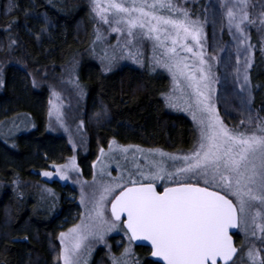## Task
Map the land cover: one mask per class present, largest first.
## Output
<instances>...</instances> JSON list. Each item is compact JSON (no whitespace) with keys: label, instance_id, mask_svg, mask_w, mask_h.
Wrapping results in <instances>:
<instances>
[{"label":"trees","instance_id":"trees-1","mask_svg":"<svg viewBox=\"0 0 264 264\" xmlns=\"http://www.w3.org/2000/svg\"><path fill=\"white\" fill-rule=\"evenodd\" d=\"M89 1L0 0V53L14 45L13 54L25 66L10 63L4 70L0 126L21 113L33 121L29 131L15 136L14 144L0 137V264H56L57 237L80 213L71 184L42 179V171L61 163L73 150L64 135L49 129V92L46 85L34 82L38 71H57L77 58L89 146L77 161L87 168L83 169L87 176L97 146L110 140L172 151L189 150L197 140L192 121L166 107L163 95L169 78L165 72L129 64L104 72L88 52L95 23ZM205 1L198 0L193 12H199ZM251 1L252 15L259 21L264 0ZM210 19L217 33V18ZM258 27L249 34L253 50L248 76L255 108L264 105V53L259 39L264 26ZM222 37L227 38L226 30ZM235 238L239 247L238 232ZM262 248L264 259V242ZM134 253L138 264H160L148 247L134 245ZM239 254L230 264H251ZM99 261L109 264L101 247L90 264Z\"/></svg>","mask_w":264,"mask_h":264},{"label":"snow or ice","instance_id":"snow-or-ice-1","mask_svg":"<svg viewBox=\"0 0 264 264\" xmlns=\"http://www.w3.org/2000/svg\"><path fill=\"white\" fill-rule=\"evenodd\" d=\"M93 5V11L104 23L126 26L130 38L144 36L161 47L165 40H171L172 46L166 48L165 53L169 60L166 66L173 72L174 80L177 76L186 80L196 98L197 111L202 114L200 136L191 154L168 157L174 162L183 161L174 172L167 171L163 162L152 161L147 173L139 171L147 182L137 181L130 175L128 179L117 177L103 184L99 199L90 211V222L60 234L63 245L60 261L78 264L77 257L84 241L89 237L103 240L105 232L116 229L119 222L126 229L129 242L147 241L151 245V256L159 258L163 264H220V261L229 264L237 252L229 229L241 228L247 233L251 228L252 236L256 237L259 231V239L264 242V119L256 118L251 134L231 131L220 121L211 103V66L205 67L202 52L195 53L184 43L190 38L201 47L202 35L201 26L188 19L186 9L175 6L172 0H152L151 3L149 0H132L130 6L119 0H93ZM248 8L249 0H236L227 10L229 28L235 27L242 36L245 22L256 23ZM161 9L181 12L184 19L158 15ZM110 12L113 21L109 20ZM258 19L264 26V12ZM177 45L186 52H193L199 59V66L187 64L186 58L177 52ZM250 66L249 57L243 72L244 86L249 83L247 70ZM237 74L239 79V68ZM193 118L196 119L195 113ZM249 122H253L251 116ZM100 151L101 157L106 155L103 149ZM120 151L127 153L128 149ZM136 151L142 152L139 148ZM158 155L166 154L160 152ZM123 158L127 159V156ZM53 167L60 179H67L68 171L76 168L75 157L67 164ZM137 168L139 170V166ZM42 175L51 177L52 173L45 171ZM192 177L197 178L195 183L189 182ZM165 178L173 186H165L160 193L156 182H163ZM109 195L115 196L111 200V220L105 218L103 210V202ZM257 205L259 209L252 214ZM132 255L131 248L125 247L119 257L113 258V264H136L131 260ZM247 255L251 264H264V259L254 248H250Z\"/></svg>","mask_w":264,"mask_h":264},{"label":"rangeland","instance_id":"rangeland-1","mask_svg":"<svg viewBox=\"0 0 264 264\" xmlns=\"http://www.w3.org/2000/svg\"><path fill=\"white\" fill-rule=\"evenodd\" d=\"M198 0H172V3L188 12V19L198 22L202 28L200 44L197 47L189 38L184 41L188 47L193 48L195 53H203L205 67L211 66L212 84H211V103L215 107L220 121L231 131L248 132L251 134L255 130V120L257 117L264 119V105L257 108L253 107L251 87L248 83L244 86L243 72L246 62L250 57L252 62L253 47L249 40L250 30L261 26L257 18L253 16L252 9L254 3L249 0L250 16L256 20L255 24L245 22L242 25L244 35L238 33L235 27L229 28L227 19V10L236 0H206L202 7H199L197 13H194V5ZM254 1V0H253ZM130 6L132 0H119ZM152 0H149L151 3ZM94 16V28L91 37L89 53L100 64L104 72H110L113 69L129 64L135 67H148L151 70H161L166 73L169 78V87L164 93L163 98L166 107L175 113L186 115L193 123L197 132V140L194 146H197L200 136V117L201 113L196 108V98L192 94V90L187 87V82L183 77L177 76L173 79V72L169 71L166 66L169 63L166 48L171 47V40H165L164 47L157 44L156 41L141 36L136 39L127 35L126 26L117 25L114 22L104 23L93 11V0L89 1ZM158 15H164L170 18L184 19L181 12L169 11L161 9ZM210 17L217 18L218 31L214 33L209 25ZM109 20L113 21V15L109 13ZM257 27V28H256ZM119 28V31H113ZM223 30L227 31V38L222 37ZM139 31V30H137ZM99 36V39L97 38ZM246 37V38H245ZM262 50L264 53V34L259 35ZM131 40V43L129 41ZM241 40L244 42L241 43ZM251 45V48H249ZM14 45L8 47L6 51L0 53V88L3 83V75L5 68L14 63L24 66V63L13 54ZM177 52L185 59L190 66H199V59L193 52H186L180 45H177ZM215 57V59H212ZM239 59V64L237 60ZM159 61V62H158ZM237 68L240 69L239 79H237ZM249 69V67H248ZM248 74V70H247ZM34 82L38 85H46L49 92L48 115L49 129L55 133L62 134L66 137L72 147V154L64 159L61 163L53 165L67 164L75 157L76 168L67 173V179H60L56 174V168L51 166L45 170L52 173L51 177L43 176L46 181L57 180L62 183H69L77 193V201L80 206V213L74 222L67 228L63 229L58 237L57 244L54 248V260L56 264H62L59 259L61 249L63 247L60 239L61 233H68L69 229L82 223H89V214L94 207L95 202L99 199L102 185L109 183L117 177L128 179L129 176L140 182H147L139 175V171L147 173L151 167L152 161L163 162L167 171L174 172L176 167L182 166L183 161H172L169 156L183 157L191 154L194 146L186 151H172L161 147H147L139 144H124L115 140H110L106 145H98L95 158L91 164V172L89 176L85 175L83 168L77 161L79 154H87L89 151L87 131L85 126V90L81 86L78 79V61L77 58L69 63L61 66L59 70L43 69L34 74ZM242 87L244 90L242 91ZM55 94V95H54ZM250 101V102H249ZM58 109V112H57ZM59 113V119H58ZM195 113L196 119L193 118ZM252 117V123L249 117ZM243 121L244 123H241ZM33 127V121L28 114H19L16 117L5 121L0 126V137L8 143L14 144L15 136L21 132H27ZM14 137V138H13ZM111 144V148H110ZM139 148L142 152H137ZM101 149L104 155L101 157ZM121 149H128L127 153H123ZM165 153L161 157L158 153ZM127 159H124V156ZM98 157L100 159H98ZM133 157L135 159L133 160ZM139 166V170L137 168ZM103 170V175L101 172ZM196 177H192L189 182L195 183ZM123 183V181H120ZM130 185V181H129ZM173 185L165 178L163 182L157 181L156 186L163 188ZM202 185V181H201ZM48 189V188H47ZM47 193L50 192L48 191ZM118 193V190L116 194ZM46 196V193H45ZM114 195H109L103 202V210L105 218L111 220L110 203ZM235 200L234 197H230ZM259 209L257 205L252 209V214ZM259 222V221H258ZM118 227L112 231L105 232L103 240L96 237H89L84 241L82 249L77 257L78 264H90L92 257L97 248L105 249L109 264H113V258L121 255L125 247H130L132 251L131 260L138 264V260L134 253V243L129 242L125 235L126 230L123 225L117 222ZM241 244L239 246V258L248 259V250L254 248L261 258L263 252L262 241L259 239L260 232L257 231L256 237L252 236V229L246 233L243 229L238 228ZM249 260V259H248ZM98 264H104L99 261Z\"/></svg>","mask_w":264,"mask_h":264},{"label":"water","instance_id":"water-1","mask_svg":"<svg viewBox=\"0 0 264 264\" xmlns=\"http://www.w3.org/2000/svg\"><path fill=\"white\" fill-rule=\"evenodd\" d=\"M130 186V185H129ZM170 186H173V185H170ZM202 186V185H201ZM156 188H157V191L158 192H160V193H162L163 192V190H164V187L163 188H160V187H157L156 186ZM118 194V193H117ZM114 198H115V196H114ZM113 198V199H114ZM112 199V200H113ZM110 214H111V203H110ZM122 219H125V217H122ZM126 230V229H125ZM238 232V228H236V229H229V235L232 237V242H233V246L237 249V252H236V254L233 256V259H232V261L235 259V257L237 256V254H238V251H239V247H238V245H237V243H236V238H235V234ZM135 245H137V246H145V247H148L149 249H150V253H151V245L147 242V241H132ZM152 257V256H151ZM155 261H157V262H159L160 264H163V262L162 261H159V258H157V257H152ZM232 261H230L229 262V264L232 262ZM220 264H224V262L223 261H220Z\"/></svg>","mask_w":264,"mask_h":264}]
</instances>
